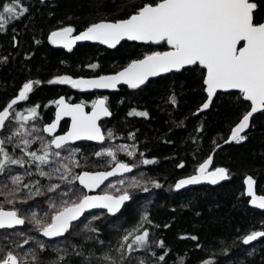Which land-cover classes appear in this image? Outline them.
I'll return each instance as SVG.
<instances>
[{
	"label": "trees",
	"instance_id": "obj_1",
	"mask_svg": "<svg viewBox=\"0 0 264 264\" xmlns=\"http://www.w3.org/2000/svg\"><path fill=\"white\" fill-rule=\"evenodd\" d=\"M159 1L0 0V110L31 82V91L15 109H34L32 120L39 128L32 133L43 136L41 117L48 120L51 111L45 108L53 107L56 97L64 94L68 100L84 98L90 103L96 95L81 94L63 79L113 73L167 49L164 41H124L114 49L83 43L66 50L50 44L48 35L68 26L80 32L98 21L127 18L143 5ZM251 1L256 7L253 22L260 23L264 0ZM204 74L194 64L136 89L120 86L106 92L111 116L101 121L103 143L80 142L61 149L66 157L61 171L70 169L64 161L78 163L73 174L61 178L62 196L67 195L69 202L54 210L44 208L43 182L30 183L34 178L27 176L23 180L28 184L19 178L14 187L0 191V206L24 216L22 227L0 230V264L9 258L33 264H264V236L252 244L243 242L246 235L264 232V211L249 207L243 193L248 181L264 194V109L252 117L245 135L225 143L250 103L240 92H219L208 110L197 113L206 99ZM19 119L16 122L27 121ZM10 121L12 117L1 132L4 145L11 141L9 154L30 155L31 165L40 167L33 157L39 150L22 127L9 137ZM104 148L99 154L98 149ZM110 150H114L112 162L104 154ZM210 155L212 167L225 168L229 179L215 187L179 190L175 181L194 173ZM117 161L131 164L133 170L109 179L100 191L125 197L118 215L89 213L59 236L42 234L53 214L84 195L76 182L80 171L106 169ZM4 178L0 176V185ZM121 178L128 180L117 182ZM127 184L131 185L124 187ZM33 215L38 222H32ZM252 246L257 249L249 254ZM5 252L19 254L3 261Z\"/></svg>",
	"mask_w": 264,
	"mask_h": 264
},
{
	"label": "water",
	"instance_id": "obj_2",
	"mask_svg": "<svg viewBox=\"0 0 264 264\" xmlns=\"http://www.w3.org/2000/svg\"><path fill=\"white\" fill-rule=\"evenodd\" d=\"M255 8L251 0H161L156 4L143 5L127 18L98 21L80 32H74L71 26L52 31L48 35L50 44L66 50L83 43L114 49L124 41L140 44L164 41L168 48L135 59L113 73L76 77L73 82L75 90L81 94L98 93V96L88 109L81 101H68L64 94L55 98L54 118L43 126V132L53 137L51 145L60 148L77 142L103 143L100 122L111 116L104 93L113 92L120 86L136 89L151 79L194 64L205 71L206 99L197 113L208 110L219 92H240L250 107L232 128L225 143L243 136L252 117L264 109V20L253 22ZM31 88V82L25 83L0 110V131L11 109L24 101ZM32 116V113L24 115L27 119ZM63 120L69 121L68 127L57 133ZM132 170L131 164L117 161L107 169L80 171L77 183L86 195L78 203L58 212L45 233L58 236L85 214L96 210L118 215L125 197L101 193L99 189L109 179ZM228 179L225 168H212L210 155L194 173L179 177L175 185L179 190L201 185L215 187ZM243 193L249 207L264 211V194L257 193L248 181H244ZM23 224L24 219L15 211L0 209V229L20 228ZM263 236V231H255L246 235L243 242L252 244ZM7 264L19 263L10 259Z\"/></svg>",
	"mask_w": 264,
	"mask_h": 264
},
{
	"label": "flooded vegetation",
	"instance_id": "obj_3",
	"mask_svg": "<svg viewBox=\"0 0 264 264\" xmlns=\"http://www.w3.org/2000/svg\"><path fill=\"white\" fill-rule=\"evenodd\" d=\"M54 101H55V99H54ZM55 107H56L55 103L53 102V107L45 108V110L51 111V113H49L50 117L48 118V120H45L44 117H41L43 119V121H44L43 124H42V132H43V126L53 120ZM42 109L38 108L36 110L40 111ZM18 112L24 119H26L24 117V115L27 112H21L20 109L18 110ZM29 112L33 114V117H31L32 119L34 117L36 118V116H35L36 115V111L34 109L32 111H29ZM68 122H69L68 120H63L60 123L59 130H58L57 133L64 132L67 129V127H68ZM15 126L17 127L18 125H15ZM63 127H64V130L62 129ZM2 130H3V128L0 131V176L1 177H5L4 179L6 180L7 178L8 179L14 178V177H12V175H15V176H18L23 182H26L23 179H26L27 177L34 178L30 183H32V182L38 183L39 181H37V180L40 179L43 182V187L46 189L45 191H47V192L51 191L52 193L56 194L55 197L53 198L55 200V202L49 201L48 198H44V196H43L44 201L47 203V206H44V208L46 207L47 209L54 210V209H56L57 207L60 206L59 204L61 202H64V203L69 202L68 196L67 195H63L62 196V192H61V189H60L62 176H64V177L66 176L67 177L68 174H69V170L68 171H61V161L63 159L65 160L66 157L64 156V158H63V156L61 154L62 147L54 148L51 145V140H52L53 137L49 136V135H47V134H45L43 132V134L46 137V139L43 138V141L34 140V144L32 146L35 149L39 150V152L33 153V157H34V160L41 162L42 165H40V167H33L31 165V163L33 161L32 156H30V155H22L21 153H18L15 156H11L9 154V152L12 149L11 141H10L9 145H7L8 143L6 145L3 144L2 138H1ZM10 136H12L11 133L9 134V137ZM76 144H78V143H76ZM72 145H75V144H72ZM65 146H69V145H65ZM64 162L67 165H69L71 163L70 160H67V161H64ZM8 176H11V177H8ZM76 179H77V176H76ZM26 183L28 184V182H26ZM7 184L15 185L16 184V180L13 179L12 182H9V181L6 180L5 185H7ZM12 187H14V186H12ZM85 195H86V193L84 192L83 196H85ZM76 203H73V204H76ZM11 204H13V203H11ZM51 204H54L56 207L55 208H50ZM73 204H71V205H73ZM0 209L13 210V211H15L17 216H19L21 218L24 217V216H21L17 212V209L5 207V206H0ZM100 211H103V210H96V211H93V212H90V213H95V212H100ZM103 212H106V211H103ZM56 214H53L50 217L48 224H45V227L43 228L42 234L46 235L45 228L47 226H49V224L52 221L53 216L56 215ZM87 214H89V213H87ZM46 217L47 216H45L44 218H46ZM46 221H47V219H46ZM14 229H17V228L0 229V230H14ZM50 237H55V236H50Z\"/></svg>",
	"mask_w": 264,
	"mask_h": 264
},
{
	"label": "rangeland",
	"instance_id": "obj_4",
	"mask_svg": "<svg viewBox=\"0 0 264 264\" xmlns=\"http://www.w3.org/2000/svg\"><path fill=\"white\" fill-rule=\"evenodd\" d=\"M62 82L64 83V84H68V85H72V87H73V80H71V79H63L62 80ZM93 95H95V94H93ZM93 99H94V96H92V98H90V103H89V101H86L84 98L83 99H80V101H83L84 103H87L88 102V105H90L91 103H92V101H93ZM30 111H32V110H30ZM19 116H20V118L22 117L20 114H19V112H18V110L17 109H14L13 111H12V115H11V117H12V122L10 121L8 124H7V128H9V132L11 133V134H16L17 132H18V130L19 129H17L18 127H22V130H25L27 133V135L29 136L28 138L31 140V141H34V140H38V141H43V138H44V134L42 133V135L43 136H41L39 133H35V134H33L32 132H34V131H36L38 128H39V125L37 124V121H33L32 120V118L31 119H26L27 121L25 122V123H18V122H16V120L17 121H20L21 119H19ZM34 119V118H33ZM37 120V119H36ZM15 125H18L17 126V128H16V126ZM104 150H106V148H104V149H98V152H99V154H102V151L104 152ZM113 151L114 150H110V152L109 151H106L104 154H106V155H108L107 157L108 158H110V160H111V162L113 161V159H114V157H113ZM77 165H78V163L77 162H74V161H72L71 160V163L68 165V167L70 168L69 169V174H73V169L75 170L76 168H77ZM8 177H11V176H8ZM12 177H14V178H10V179H6L7 181H9V182H12V180L14 179V180H16V181H20V179H19V177L18 176H15V175H12ZM128 179H123V178H121L119 181H117V182H121V183H123L124 181H127ZM116 182V183H117ZM118 184V183H117ZM131 184H127L126 186H124V187H129ZM12 186H14V185H12V184H7V185H5V182H2V185H0V191H3V190H5L6 188H12ZM6 190H8V189H6ZM8 193V192H7ZM7 193H3V195L2 196H4V194H7ZM40 194L41 195H43L44 196V198H48V200L49 201H52V202H55V200L53 199L54 197H55V193H52L51 191L50 192H47V191H42V192H40ZM12 196H13V193L11 194ZM4 198H5V196H4ZM70 199V198H69ZM4 203H5V199H4ZM56 206L54 205V204H51L50 205V208H55ZM38 222V220H37V218L35 217V215H33L32 216V222ZM30 232H34V229H32ZM13 233H18V234H20V232H17V231H13ZM26 233V232H25ZM32 234V233H31ZM257 248H256V246H252V247H250V248H248V250H247V252L249 253V254H252V253H254L255 252V250H256ZM17 254H19V253H10V252H5V253H1V256H2V259H3V261H5L7 258H9V257H15ZM0 261H1V258H0Z\"/></svg>",
	"mask_w": 264,
	"mask_h": 264
},
{
	"label": "bare ground",
	"instance_id": "obj_5",
	"mask_svg": "<svg viewBox=\"0 0 264 264\" xmlns=\"http://www.w3.org/2000/svg\"><path fill=\"white\" fill-rule=\"evenodd\" d=\"M27 112H28V111H27ZM80 200H81V199H80ZM54 216H55V215H54ZM54 216H53V217H54ZM52 219H53V218H52ZM51 223H52V221H51ZM51 223H50V224H51ZM50 224H49V225H50ZM10 259H13V258H9L8 260H10ZM8 260H6V263L8 262Z\"/></svg>",
	"mask_w": 264,
	"mask_h": 264
}]
</instances>
